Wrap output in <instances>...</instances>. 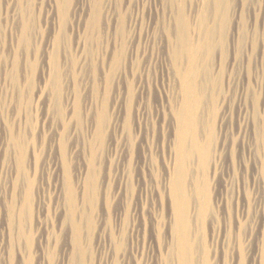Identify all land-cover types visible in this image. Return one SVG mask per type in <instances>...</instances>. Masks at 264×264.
I'll use <instances>...</instances> for the list:
<instances>
[{
  "label": "rangeland",
  "instance_id": "1",
  "mask_svg": "<svg viewBox=\"0 0 264 264\" xmlns=\"http://www.w3.org/2000/svg\"><path fill=\"white\" fill-rule=\"evenodd\" d=\"M218 5L217 0H0V264L178 263L170 183L179 160L180 87L190 71L183 68L185 59L179 65L184 71L178 69L173 54L180 15L188 42L196 48L208 41L196 60L208 102L197 112L198 128L193 125L190 136L219 152H210V164L202 162L211 166L207 171L195 156L186 176L193 193L189 217L195 227L188 229L193 257L196 264L206 252L210 264H264V0H224L222 11ZM223 17L226 53L218 34ZM236 23L254 42L249 64L242 59L241 66L231 40ZM202 24L214 33L207 28L206 35Z\"/></svg>",
  "mask_w": 264,
  "mask_h": 264
},
{
  "label": "bare ground",
  "instance_id": "2",
  "mask_svg": "<svg viewBox=\"0 0 264 264\" xmlns=\"http://www.w3.org/2000/svg\"><path fill=\"white\" fill-rule=\"evenodd\" d=\"M218 1V8H219V10L220 11H222L223 10V7H222V3L224 2V0H217ZM68 8V7H67ZM66 7H65V10L67 9ZM64 9L62 8V11H63ZM64 10V11H65ZM67 11V10H66ZM182 13V12H181ZM224 13V12H223ZM61 15V14H60ZM221 16H223V14L221 15ZM222 19V18H221ZM224 20V17H223V19L221 20V24H220V28H221V33H218L219 34V37L221 36V39H222V41L220 40L219 42L221 43V42H223V44L225 45L226 43H227V38H226V20L225 21H223ZM205 21H203V23H204ZM178 33H177V44H176V46L174 47V49H173V54H174V59H175V61H176V63H177V66H179V65H181V60H183V59H185L186 61H187V63H188V66H186V68L185 67H183L184 68V70L185 69H187V70H190L189 71V73H187V70H186V73H187V75H183V85H181V87L180 88H183V91L182 92H184V93H182L183 94V99H182V103H183V110L181 109L179 112H178V114H180V112H181V119H179L178 121H179V123L181 124V122H182V124L181 125H179L180 127V129H181V134H180V137H178L179 138V142L177 143V145H178V147H176V148H178V150H176V151H178V153H179V160H178V166H177V169H176V172H175V177H173L174 179H173V185H172V183H170L171 184V186H173V188H172V192L171 193H173V195H172V197L173 198H171L172 200H175V201H173V203L175 204V206H174V211H175V213H174V211H173V213L175 214V218H176V220H175V223H176V227H175V229H176V238L175 239H177V238H179V239H177L176 240V242H178V245L180 246V250H179V253H178V251H176V253H178V255H176V256H178L179 257V261H178V263L177 264H196V260L194 259L195 257H193V256H195V255H193L195 252V250H194V246H193V244H194V242L192 243V240H191V234H189L190 232H188V229H189V226H191L192 224H191V221L190 220H193V219H190V217H189V211H190V207L192 206V205H190V198H191V193L192 192H190L189 193V190L187 191V186L185 185V183H186V180L188 181V177H187V179H186V176H187V174L189 173V171H191V169H189V166H190V164H192V163H194L195 162V156H198V157H200L201 159H202V161H201V159H200V163H198V164H201L202 162H205V164H207L208 162H210L211 161V158H210V152H212L213 154L214 153H217V150L216 151H211L212 149H211V143L210 142H208V143H206L204 146H202V147H200L199 146V144H198V142L200 141H197V142H195L196 140H198V139H194L193 140V138H191V136L190 135H194L195 134V132H193L192 131V126L194 125L195 127L197 126V119H198V111L206 104V102H208V94H207V92H205L203 89H202V86L199 84V78L201 79V70H200V66H199V63L197 62L196 63V60L198 61V59H199V57H200V55H201V53L203 54V52H205V49L207 48L206 47V45H205V43H207V42H205V41H203L204 42V45H205V47H204V45H197L196 44V46H199V47H194L195 46V43L194 42H192V41H189L188 42V36H187V34H186V26H185V22H184V19H183V17L180 15L179 16V18H178ZM205 24H206V22H205ZM208 24V23H207ZM202 26H204L203 24H202ZM201 26V27H202ZM210 26V25H209ZM208 25H207V27L205 28V26H204V29H201V31L202 30H204L205 31V29H207L208 27H209ZM29 27V26H28ZM213 27V26H212ZM210 28V27H209ZM208 28V29H209ZM211 29V28H210ZM209 29V30H210ZM212 29H215L216 30V28H212ZM233 30H232V36H231V40H232V46H234V52H235V58L237 57H240L241 59H239L238 61H240L241 60V63H240V66L241 65H243V63H242V59H243V61L246 59V63H247V61H248V64H249V62H250V59L252 58L251 57V54H252V52H253V44H254V42H253V40H251L242 30H241V27L238 25V23H236V26L234 27L233 26V28H232ZM29 30V29H28ZM209 30H207V34H208V32H209ZM211 31V33L213 34L214 32H212L213 30H210ZM219 31V32H220ZM24 32V31H23ZM26 32H27V30H26ZM203 32V31H202ZM201 32V33H202ZM215 33H217V32H215ZM203 34V33H202ZM205 34H206V31H205ZM204 34V35H205ZM206 34V35H207ZM203 35V36H204ZM188 37V38H187ZM206 36H204L203 38H205ZM207 38V37H206ZM205 38V39H206ZM211 39L213 38V36H211L210 37ZM201 39H202V37H201ZM204 39V40H205ZM209 39V38H208ZM220 39V38H219ZM27 40H28V37H27V34H24V37H23V43H26L27 42ZM203 40V39H202ZM202 40H200V41H198L199 43L202 41ZM207 40V39H206ZM203 42H201L202 44H203ZM213 42V41H212ZM191 43L193 44V46H190L191 45ZM222 43H221V46L223 45ZM208 45L210 46L211 44H209L208 43ZM227 45H229V44H227ZM21 46V45H20ZM208 46V47H209ZM219 47H220V44L218 45ZM211 47H212V45H211ZM225 47V46H224ZM228 47V46H227ZM227 47H225V48H223V46L221 47L223 50L224 49H226ZM205 48V49H204ZM210 48V47H209ZM208 48V49H209ZM213 48V47H212ZM202 50H204V51H202ZM223 50H220L221 52V54L223 55L224 53L222 52ZM208 51V50H207ZM209 51H210V53L212 52L210 49H209ZM225 51V50H224ZM225 53H226V51H225ZM233 55V56H234ZM222 58L224 59V56H222ZM237 60V59H236ZM235 60V61H236ZM234 61V60H233ZM235 61H234V65H235ZM200 62V61H199ZM247 64V65H248ZM246 65V64H245ZM239 66V65H238ZM249 66V65H248ZM248 68V67H247ZM178 69H181L182 71H184L180 66L178 67ZM234 69V68H233ZM236 69V68H235ZM245 69H246V67H245ZM180 70V71H181ZM248 70V69H247ZM179 71V70H178ZM239 71V70H238ZM234 72V71H233ZM243 72V71H242ZM185 72H184V74H186ZM238 73V72H237ZM240 73V72H239ZM179 74H181V73H179ZM224 74V73H223ZM223 74H222V76H223ZM234 74V73H233ZM248 74V73H247ZM228 76H230V75H228ZM235 76V75H234ZM237 76V75H236ZM232 77V76H231ZM230 77V78H231ZM180 78H182V77H180ZM235 78V77H234ZM242 78V77H241ZM248 79V78H247ZM182 80V79H181ZM181 80H180V82H181ZM244 80V79H243ZM240 81V80H239ZM244 82V81H243ZM235 83V82H234ZM245 83V82H244ZM243 83V84H244ZM228 85H229V83H228ZM242 85V84H241ZM183 86V87H182ZM226 86V85H225ZM230 86V85H229ZM232 86V85H231ZM230 86V87H231ZM237 87H239L238 85H237ZM231 89V88H230ZM233 89V88H232ZM241 89V88H240ZM242 89H243V87H242ZM245 89H246V91H245V93H246V101L248 100V97L250 96V94H251V92H250V87L248 86V82L246 83V85H245ZM182 90V89H181ZM237 90V89H236ZM243 91H244V89H243ZM233 92V91H232ZM235 93V92H234ZM242 93V92H241ZM223 94V93H222ZM230 93H228V95H229ZM237 94H238V90H237ZM237 94H236V96H237ZM254 94V93H253ZM211 95V94H210ZM215 95V94H214ZM214 95L212 96V97H214ZM182 96V95H181ZM241 96H242V94H241ZM217 96H215V98H216ZM218 97H219V95H218ZM221 97V96H220ZM225 97H226V93H225ZM254 97V96H253ZM237 98V97H236ZM239 98H241V97H239ZM211 99V98H210ZM213 99V98H212ZM217 99V98H216ZM235 99V98H234ZM243 99V98H242ZM254 99V98H253ZM253 99H251V100H253ZM222 100H225V98L224 99H222ZM240 101H241V99H239ZM244 100V99H243ZM215 101V100H214ZM227 101V100H226ZM230 101H231V99H230ZM235 101V100H234ZM256 100H254V103L255 104H257V101L255 102ZM211 103L213 102V100L212 101H210ZM209 102V103H210ZM220 102H222V101H220ZM225 102V101H224ZM245 102V101H244ZM216 103V101L214 102V104ZM223 103V102H222ZM227 103V102H226ZM232 103H234V102H232ZM236 103V102H235ZM246 103V102H245ZM244 103V104H245ZM249 103H251V102H249ZM225 104V103H224ZM230 104V103H229ZM255 104H253V101H252V105H255ZM180 105H182V104H180ZM246 105H248V103L246 104ZM257 105H260V103L259 104H257ZM206 106H208L207 108H210L209 107V105H206ZM213 107H214V105H212ZM216 106V105H215ZM233 106H235V104L233 105ZM242 106V105H241ZM245 106V105H244ZM248 106H250V105H248ZM213 107H211V108H213ZM243 107V106H242ZM247 107V106H246ZM254 107V106H253ZM223 108V107H222ZM249 108V107H248ZM247 108V109H248ZM255 108V107H254ZM223 110V109H222ZM233 110V109H232ZM232 110H231V112H232ZM213 111V110H212ZM240 111V110H239ZM214 112V111H213ZM225 112V111H224ZM223 112V113H224ZM228 112L230 113V111L228 110ZM249 112V111H248ZM253 112V111H252ZM204 113V112H203ZM208 113V112H207ZM250 113V112H249ZM225 114V113H224ZM248 114V113H247ZM226 115H228V113H226ZM250 115V114H249ZM200 116V115H199ZM214 116V115H213ZM212 116V117H213ZM248 116V115H247ZM206 117V116H205ZM208 117V116H207ZM222 117V116H221ZM224 117V116H223ZM222 117V118H223ZM249 117H251V116H249ZM179 117H177V119H178ZM221 118V119H222ZM233 118V117H232ZM245 118V117H244ZM223 119H225V118H223ZM223 119H222V121H223ZM182 120V121H181ZM244 120V119H243ZM247 120V119H246ZM249 121V120H248ZM247 121V122H248ZM199 122V121H198ZM203 123H205V122H203ZM178 124V123H177ZM176 124V125H177ZM202 124V123H201ZM241 124V123H240ZM200 125V124H199ZM207 125H208V123H207ZM214 125V124H213ZM212 125V126H213ZM194 126H193V128H194ZM204 126V125H203ZM209 126V125H208ZM215 126V125H214ZM213 126V127H214ZM220 126V125H219ZM222 127V126H221ZM197 128H198V126H197ZM204 128V127H203ZM210 128V127H209ZM178 129V128H177ZM179 129V130H180ZM196 129V128H195ZM212 129H215V127L214 128H212ZM194 130V129H193ZM199 129H197V131H198ZM204 130H207V129H204ZM209 130H211V128L209 129ZM220 130H222V128L220 129ZM228 130V129H227ZM226 130V131H227ZM195 131V130H194ZM212 131V130H211ZM215 131V130H214ZM223 131V130H222ZM193 132V133H192ZM205 132V135H206V133H211V132H207V131H204ZM219 132V131H218ZM221 132V131H220ZM224 132V131H223ZM240 132V131H239ZM197 133V132H196ZM215 133V132H214ZM234 133V132H233ZM198 134V133H197ZM202 135H203V133H201ZM219 134H222V132L221 133H219ZM225 134H227V133H225ZM239 134H241V133H239ZM238 135V134H237ZM179 136V135H178ZM207 136H210L209 134L207 135ZM211 136H212V134H211ZM220 136V135H219ZM227 136H229V134L227 135ZM227 136H225V137H227ZM177 137V136H176ZM213 137H214V135H213ZM215 137H216V135H215ZM230 137V136H229ZM233 137V136H232ZM237 137V136H236ZM217 138V137H216ZM220 138H221V136H220ZM235 138V137H234ZM191 139V141H190V143H189V140ZM229 139V138H228ZM235 140V139H234ZM204 141V143H205V140H203ZM233 141V140H232ZM239 141V140H238ZM200 143H203V142H201L200 141ZM213 144V143H212ZM216 144V143H215ZM217 144H219V143H217ZM203 145V144H202ZM18 147L20 148L21 147V144L20 143H18ZM219 147V146H218ZM229 147V146H228ZM216 148V147H215ZM233 148V147H232ZM231 149V148H230ZM235 149V148H234ZM226 150H227V148H226ZM21 151V150H20ZM223 151H224V149H223ZM243 151V150H242ZM221 152V154H222V150L220 151ZM23 153V152H22ZM219 153V152H218ZM218 153L216 154V155H218ZM198 154V155H197ZM213 154H212V156H213ZM245 154V153H244ZM175 155H177L178 156V154H175ZM211 156V157H212ZM215 156V155H214ZM220 156H223V155H220ZM251 156V155H250ZM176 157V156H175ZM217 157V156H216ZM245 157V156H244ZM221 158H224V157H217L216 158V161H219L218 159H221ZM213 159V158H212ZM23 160V159H22ZM214 160H215V158H214ZM214 160H212V162L211 163H213V162H215ZM222 160V159H221ZM220 160V161H221ZM24 161V160H23ZM198 161V160H197ZM224 161V160H223ZM23 163V162H22ZM21 163V164H22ZM217 163V162H216ZM220 163V162H219ZM198 164H197V166H198ZM208 164H210V163H208ZM186 165H188V166H186ZM194 165H195V163H194ZM202 165V168L205 170V171H207L211 166H209V168L206 166V168H205V165L203 166V163L201 164ZM215 165H217V164H215ZM222 165V164H221ZM236 165V164H235ZM246 165V164H245ZM196 166V167H197ZM218 166V165H217ZM217 166H215L216 168H217ZM195 167V168H196ZM176 168V167H175ZM190 168H191V166H190ZM199 169H200V166H199ZM202 169V170H203ZM218 169V168H217ZM214 170H216V169H214ZM228 170V169H227ZM235 170V169H234ZM205 171H203V173L202 174H205ZM211 171V170H210ZM217 171L218 170H216V171H214V172H216L217 173ZM201 172V171H200ZM200 172H199V174H200ZM209 172V171H208ZM191 173V172H190ZM20 174V173H19ZM197 174V173H196ZM214 174V173H213ZM218 174V173H217ZM224 174V173H223ZM230 174V173H229ZM189 175H192V174H189ZM198 175V174H197ZM205 175H207V172H206V174ZM208 175H210V173L208 174ZM204 176V175H203ZM215 176H216V174H214V179H215ZM193 177V176H192ZM195 177H196V175H195ZM200 177H202V176H200ZM207 177V176H206ZM206 177H204V178H206ZM194 178V177H193ZM207 178H209V177H207ZM217 178V177H216ZM234 178V177H233ZM195 179V178H194ZM200 180H201V178H199ZM199 179H198V181H199ZM204 180V179H203ZM202 180V181H203ZM170 181H171V179H170ZM190 181V180H189ZM208 181H209V179H208ZM233 181V180H232ZM231 181V182H232ZM172 182V181H171ZM191 182V181H190ZM197 182V181H196ZM204 182H205V180H204ZM199 183H201L200 181L199 182H197V184H199ZM207 183V182H206ZM205 183V184H206ZM211 183V182H210ZM233 183V182H232ZM235 183V182H234ZM68 184V183H67ZM202 185H203V183H201ZM204 184V185H205ZM229 184V183H228ZM188 185V184H187ZM208 185V184H207ZM206 185V186H207ZM231 185H233V188H234V184H230V186ZM171 186H169V187H171ZM197 186V188H198V185H196V183H195V186L194 187H196ZM201 186V185H200ZM205 186V187H206ZM209 186L210 185H208V187H206L207 189L209 188ZM228 185L226 184V186L225 187H227ZM202 187V186H201ZM204 187V186H203ZM205 187H204V189H205ZM211 187V186H210ZM214 187V186H213ZM222 187V186H221ZM264 187V186H263ZM72 188V187H71ZM188 188H189V186H188ZM200 188V187H199ZM196 189L195 188V193L197 192L196 190H201V189ZM216 188V187H215ZM214 188V189H215ZM228 188V187H227ZM230 188V187H229ZM232 188V189H233ZM191 189V188H190ZM206 189V190H207ZM209 189H212V188H209ZM222 190H223V187L221 188ZM235 189V188H234ZM233 189V190H234ZM73 190V189H72ZM236 190V189H235ZM31 191V190H30ZM204 191V190H203ZM210 191V190H209ZM214 191H217V190H214ZM228 191V190H227ZM230 191V190H229ZM228 191V192H229ZM69 192H70V189H69ZM73 192V191H72ZM206 192V191H205ZM204 192V193H205ZM211 192V191H210ZM223 192V191H222ZM225 192H226V190H225ZM232 192H235V191H232ZM239 192V191H238ZM26 193V192H25ZM32 193V192H31ZM198 193V195H201L200 194V192L198 191L197 192ZM207 193V192H206ZM205 193V194H206ZM215 193V192H214ZM230 193V192H229ZM70 195H71V193H69ZM193 194V193H192ZM203 194V193H202ZM211 194V193H210ZM209 193H207V195H208V197L209 198H211V195H210ZM225 194H227V192L225 193ZM238 194V193H237ZM32 195V194H31ZM30 192H28L27 193V197H26V200H29V198H30ZM70 195H69V198H71V200L73 199V197H72V195H71V197H70ZM197 195V196H198ZM204 195V194H203ZM214 195V194H213ZM221 195H224V193H222ZM231 195H234L233 193L231 194ZM231 195H229V196H231ZM238 195H240V194H238ZM248 195V194H247ZM171 196V195H170ZM193 196V195H192ZM75 197V196H74ZM206 195H205V199H206ZM225 197H227V195L225 196ZM198 198V197H197ZM200 199H201V197H199ZM204 198V197H203ZM219 198V197H218ZM217 198V199H218ZM221 198H223V197H221ZM227 198H229L230 199V197H227ZM233 198V197H232ZM231 198V199H232ZM226 199V198H225ZM228 199V200H229ZM239 199H240V197H239ZM25 200V201H26ZM70 200V199H69ZM71 200H70V202H71ZM202 200H204V199H202ZM208 200V199H207ZM233 200V199H232ZM234 200H235V196H234ZM191 201H193V197H192V200ZM211 201V200H210ZM213 201V200H212ZM212 201H211V203H212ZM239 201V200H238ZM27 202H29V201H27ZM199 202V201H198ZM201 202V204H202V202L203 201H200ZM208 202H209V200H208ZM207 202V203H208ZM214 202V201H213ZM218 202V201H217ZM240 202V201H239ZM26 203V202H25ZM206 203V204H207ZM210 203V202H209ZM221 203H223V202H221ZM225 203H226V200H225ZM229 203H231V201H229ZM203 204H205V200H204V203ZM213 204V203H212ZM212 204L211 205H209V206H211L212 207ZM216 205L218 204V203H215ZM25 205V204H24ZM70 205H72L71 203H70ZM194 205H196V204H194ZM215 205V206H216ZM190 206V207H189ZM201 206V208H202V205H199L198 207H200ZM204 206V205H203ZM226 206V205H225ZM227 206H228V203H227ZM226 206V207H227ZM232 206H233V201H232ZM243 206H245V205H243ZM250 206V205H249ZM26 207V206H25ZM72 207V206H71ZM195 207V206H194ZM198 207H197V212H198V214H200L201 213V211H200V213H199V210H203V209H200L199 208V210H198ZM217 207H218V205H217ZM220 207V206H219ZM218 207V208H219ZM22 208H24V206H22ZM192 208H193V206H192ZM205 209H207V205L204 207ZM214 208H216V207H213V209ZM228 208V207H227ZM233 208V207H232ZM237 208H238V206H237ZM239 208H241V207H239ZM26 209V208H25ZM71 209H73V208H71ZM172 209V210H173ZM210 209V208H209ZM209 209H207L208 211H209ZM244 209H245V207H244ZM193 210H195V209H193ZM215 210V209H214ZM225 210V209H224ZM229 210H230V206H229ZM243 212H245L243 209H241ZM247 210V209H246ZM25 211V210H24ZM204 211V210H203ZM203 211H202V214H203ZM211 211V210H210ZM221 210H219V212H220ZM223 211V210H222ZM233 211H235V209L233 210ZM191 212V211H190ZM205 212V211H204ZM212 212H214L213 210H212ZM218 212V211H217ZM229 211H227V213H228ZM237 212V211H236ZM238 212H239V210H238ZM237 212V213H238ZM209 213V212H208ZM207 213V214H208ZM230 213V215H231V212H229ZM234 212H232V214H233ZM202 214H201V218H202ZM205 214H206V212H205ZM212 215L214 214V213H211ZM210 214V215H211ZM216 214V213H215ZM217 214H219V213H217ZM220 214L222 215V213L220 212ZM242 214V213H241ZM244 214V213H243ZM245 214H248V213H245ZM72 215V214H71ZM228 215V214H227ZM235 215V214H234ZM240 215V212L238 213V215H237V217ZM249 215V214H248ZM191 216V215H190ZM196 216H198V215H196ZM215 216H217V215H215ZM219 216V215H218ZM218 216H217V220L218 219H220V218H218ZM232 216V215H231ZM230 216V217H231ZM241 216V215H240ZM239 216V218L241 219V217ZM243 216V215H242ZM72 217V216H71ZM191 217H194L193 215L191 216ZM199 217V216H198ZM204 218L206 217V216H203ZM209 217H211V216H209ZM226 217V216H225ZM224 217V218H225ZM228 217H229V215H228ZM203 218V219H204ZM208 218V217H207ZM214 218V217H213ZM223 218V219H224ZM231 218H233V217H231ZM243 218V217H242ZM249 218V217H248ZM199 219V218H198ZM197 219V220H198ZM203 219H202V221H203ZM212 219V218H211ZM226 219V218H225ZM196 220V221H197ZM207 220V219H206ZM232 220V219H231ZM71 221V220H70ZM199 221V220H198ZM214 221H215V219H214ZM221 221V220H220ZM229 221H230V219H229ZM243 221V220H242ZM72 222V221H71ZM206 222V221H205ZM204 222V223H205ZM213 222V221H212ZM222 222V221H221ZM224 222V221H223ZM225 222H226V220H225ZM231 222V221H230ZM229 222V223H230ZM240 222H241V220H240ZM240 222L239 223H237L238 225L240 224ZM189 223H190V225H189ZM196 223V222H195ZM199 223V222H198ZM217 223H219L220 224V222L218 221ZM233 223V222H232ZM202 224V223H201ZM228 224V222H226V224H225V226ZM243 224H245V222L243 223ZM23 225V224H22ZM197 225V224H196ZM222 225V224H221ZM233 225V224H232ZM231 224H230V226H232ZM72 226H73V222H72ZM173 226H174V224H173ZM192 226H194V225H192ZM230 226H229V228H230ZM241 226V225H240ZM239 226V227H240ZM21 227V226H20ZM195 227V226H194ZM213 227V226H212ZM219 227H220V225H219ZM238 227V228H239ZM243 227H244V225H243ZM243 227H241L242 229H243ZM72 228V227H71ZM226 228V227H225ZM233 228H235V227H233ZM232 228V229H233ZM73 229V228H72ZM135 229V228H134ZM193 229V228H192ZM214 229V228H213ZM220 229V228H219ZM215 230H217L216 228H215ZM226 230V229H225ZM230 230V229H229ZM234 230V229H233ZM236 230V229H235ZM73 231V230H72ZM173 231V230H172ZM231 231V230H230ZM243 231V230H242ZM241 231V232H242ZM18 232V231H17ZM218 232V231H217ZM233 232V231H232ZM238 232V231H237ZM73 233V232H72ZM171 233V232H170ZM173 233V232H172ZM227 233V232H226ZM245 233L247 234V229L245 230ZM218 234V233H217ZM220 234H221V231H220ZM234 234V233H233ZM245 234V235H246ZM242 235H244V233H242ZM251 235V234H250ZM72 236H73V234H72ZM71 236V237H72ZM173 236V235H172ZM221 236V235H220ZM226 236V235H225ZM228 236V235H227ZM239 236V235H238ZM232 237V236H231ZM240 237V236H239ZM245 237H247V236H245ZM249 237V236H248ZM247 237V238H248ZM251 237V236H250ZM225 238V237H224ZM250 239V238H249ZM248 239V240H249ZM72 240V239H71ZM173 240V239H172ZM224 240V239H223ZM73 242V241H72ZM230 242V241H229ZM250 242V241H249ZM197 243V242H196ZM239 243V242H238ZM234 244V243H233ZM232 244V245H233ZM175 245H177V244H175ZM177 245V246H178ZM240 245V244H239ZM178 246V247H179ZM203 246V245H202ZM211 246V245H210ZM238 246V245H237ZM174 247V246H173ZM207 247V246H206ZM220 248V247H219ZM230 248H231V245H230ZM174 249V248H173ZM178 249V248H177ZM210 249V248H209ZM233 249H235V244H234V247H233ZM238 249V248H237ZM240 249V248H239ZM229 250V249H228ZM227 250V251H228ZM174 251V250H173ZM173 251H172V254L171 255H173ZM206 251V250H205ZM208 251V250H207ZM211 251H213V250H211ZM227 251H226V253H227ZM73 252V251H72ZM229 252V251H228ZM238 252H241V251H238ZM175 253V252H174ZM175 253V254H176ZM204 253V252H203ZM206 253H209V252H206ZM206 253H204L202 256H203V261H202V264H210V260H209V258L210 257H208V256H205L204 257V255L206 254ZM235 253V252H234ZM233 253V254H234ZM242 253V252H241ZM196 254V253H195ZM210 254V253H209ZM215 255H217V254H215ZM219 255V254H218ZM227 255V254H226ZM232 255V254H231ZM232 256H234V255H232ZM241 256H243V255H241ZM241 256H240V258H241ZM173 257H175V256H173ZM177 257V258H178ZM239 257V256H238ZM245 257H247V256H245ZM201 258H199V259H201ZM215 258H217V256H215L214 257V259ZM221 258V257H220ZM174 259V258H173ZM213 259V258H212ZM217 260V259H216ZM223 260V259H222ZM236 260V259H235ZM241 260H243V258L241 259ZM220 261V260H219ZM240 261V260H239ZM239 261H237V263L239 262ZM177 262V261H176ZM213 262V261H212ZM228 262V261H227ZM245 262V261H244ZM199 263V262H198ZM215 263H217V261H215ZM232 263V262H231ZM230 263V264H231ZM235 263V262H234ZM242 263V261L241 262H239V264H241ZM175 264V263H174ZM212 264V263H211ZM247 264V263H246Z\"/></svg>",
  "mask_w": 264,
  "mask_h": 264
}]
</instances>
